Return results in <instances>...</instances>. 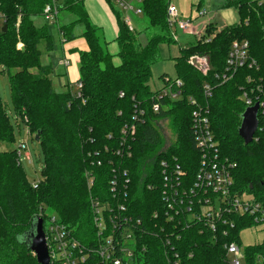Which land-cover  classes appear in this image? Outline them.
<instances>
[{
    "label": "trees",
    "instance_id": "obj_1",
    "mask_svg": "<svg viewBox=\"0 0 264 264\" xmlns=\"http://www.w3.org/2000/svg\"><path fill=\"white\" fill-rule=\"evenodd\" d=\"M106 1L117 24L115 56L109 53L108 42L101 28L92 23L83 0H0V67L8 77L15 116L27 126L34 140L38 136L44 155L42 179L34 188L26 179L17 153L0 151V264H37L27 242L31 220L36 216L43 220L46 215L55 216L83 246H94L91 199L112 208L123 202L110 191V181L123 172L130 181L124 190L129 215L142 220L148 229L149 235L143 237L146 262L171 264L157 229L163 223L160 163H177L190 178L195 176L199 155L191 135L194 107L189 98L208 106L220 154L234 164V190L264 205V137L257 133V140L245 145L238 135L245 109L239 100V86L249 70H241L223 85L215 80V75L224 69L232 42L243 40L248 42L249 55L264 77V0L224 1L223 9L235 8L239 21L215 33L208 24L194 45L180 49L174 69L176 79L183 83L181 98L163 100L160 104L165 108L158 113L151 110L155 94L148 82L160 46L175 43L166 19L169 0H142L141 17L146 25L133 31L126 27L121 11H114ZM47 5L57 10L53 25L60 11L73 18L67 24H57L62 43L81 37L87 46L79 53L76 84L81 88L74 86L75 92L72 85L55 88L50 79L51 65L42 60L53 51L43 17ZM140 35L146 38L144 45ZM193 56L208 58L210 70L205 77L189 63ZM204 83L212 87L208 99L202 93ZM139 111L143 115L133 120ZM167 119L175 140L163 151L164 141L156 124ZM132 125L135 133L128 140V156L120 147L121 131ZM12 141L13 128L0 99V142ZM118 149L122 154H116ZM86 174L93 177L90 189ZM147 185L155 188L148 190ZM154 212L158 214L156 219L152 218ZM235 224L227 238L221 233L214 242L212 233L200 224L180 229V240L174 242L179 264H229L224 242L239 244L240 231L252 227V221L238 219ZM243 250L242 264H258L256 256L264 251V240ZM90 264H97V259L92 257Z\"/></svg>",
    "mask_w": 264,
    "mask_h": 264
},
{
    "label": "built area",
    "instance_id": "obj_2",
    "mask_svg": "<svg viewBox=\"0 0 264 264\" xmlns=\"http://www.w3.org/2000/svg\"><path fill=\"white\" fill-rule=\"evenodd\" d=\"M109 2L121 11L126 27L133 31L129 14H134L136 17L142 15L140 8L142 0H109ZM198 12L200 17L205 15V12ZM56 15L57 10L54 6L47 5L44 8L43 17L46 22L53 23ZM166 19L173 34L177 30L182 33H191V22L182 20L178 10L170 2L166 9ZM204 28L205 26L197 35V40L201 38ZM193 58L198 67L192 65ZM189 63L203 77L210 70L206 56H193L189 58ZM62 64L67 66L66 61ZM243 69L249 70L250 74L242 77L243 83L239 86V100L245 109L258 105V125L253 136V141H256L257 133L264 137V77L260 76L259 66L249 55L247 41L232 42L225 59L224 69L220 74L215 75V80L223 85ZM162 80L165 87L154 95V103L151 107L154 113L165 108L160 104L163 100L176 101L181 98L183 83L179 79L172 81L164 76ZM75 87L79 90L81 84H76ZM202 93L205 99L210 98L212 87L204 83ZM120 97L123 95L120 94ZM188 100L194 107L191 112L190 129L194 148L199 155L195 176L190 178L187 171L177 163L169 164L164 160L160 163L163 223L157 226V229L163 236L161 240L171 264H179L178 250L174 242L180 240V229H188L195 224H200L212 233L211 241L214 242L221 233L224 238H227L229 230L235 228V220L238 219H250L252 221L250 228H264V205L255 198L234 190L232 175L234 164L220 154L218 142L210 126L208 106L198 104L193 98ZM142 115L143 111H139L133 120ZM121 133L123 136L120 147L129 156L126 147L129 138L134 136L135 128L133 125L125 126ZM122 150L118 149L116 154H122ZM20 154V151L17 152L18 158ZM24 156L30 158L28 153ZM118 177L114 176L110 181V191L122 198L123 202L115 204V208H112L107 204L104 207L98 200L91 199L93 224L96 229L94 246H83L74 238L72 230L59 223L55 216L46 215L43 220V232L50 264H90L92 257L97 259V264H148L144 257L147 247L143 241V237L149 235L148 229L142 220L134 219L129 215L127 201H125L127 194L124 192L130 182L127 173L123 172ZM86 180L87 187L90 189L93 184L92 175L86 174ZM36 184L37 182L33 183L34 188ZM154 188V185H147L148 190ZM107 208H110L108 212H106ZM157 217L158 214L154 212L152 218ZM167 230H169L168 233ZM223 248L229 264L243 263L245 254L240 243L224 242ZM256 262L264 264V251L256 256Z\"/></svg>",
    "mask_w": 264,
    "mask_h": 264
},
{
    "label": "rangeland",
    "instance_id": "obj_3",
    "mask_svg": "<svg viewBox=\"0 0 264 264\" xmlns=\"http://www.w3.org/2000/svg\"><path fill=\"white\" fill-rule=\"evenodd\" d=\"M84 2L86 0H83ZM92 1V0H91ZM225 0H169V2L178 10L182 20L191 19V22H195L198 19H203V21L208 25L212 24L213 32L220 31L226 26H231L239 21L238 12L235 8L223 9V3ZM100 4V10H102V17L99 13L97 14L98 19L101 18L102 21H108L109 26L105 23V27L101 28L102 34L106 41H113V38L117 34V24L115 20V14L112 12L109 3L106 0H97ZM197 7H200L199 11L205 12L203 18L199 16ZM114 11L120 12L118 8L114 6ZM123 15V14H122ZM131 17V24L133 28L145 27L146 22L141 16H135L134 14H129ZM72 17L66 11H60L57 16V24L63 25L72 21ZM211 22V23H210ZM48 23V31L53 41V51L42 57L45 63H50L53 69V74L61 72L62 69L58 68V57L61 51V42L58 35L56 25L54 23ZM79 31V30H78ZM173 34V33H172ZM172 39L175 41L174 44L161 45L159 48V57L157 62L151 68L150 80L148 86L150 91L159 93L164 87L165 83L161 79L162 76H167L172 81L176 79L175 69H174V59L179 56V51L182 48H187L194 45L197 42V37L195 38L192 34L182 33L181 31H176L175 35H172ZM140 43L144 45L146 43V38L140 35ZM114 44H109L107 49L109 52L112 50ZM58 77L56 76V79ZM53 86L58 89L57 83L53 77L50 75ZM58 80V79H57ZM72 91L75 92L74 86ZM0 99L3 103L4 109L9 117L10 123L13 128V141L11 143L0 142V151H15L21 152L20 154V166L25 173L26 179L29 183L38 182L42 179V169L44 166V155L43 151L39 145L34 140L27 126L15 116L14 107L11 99L10 88L8 83V77L5 70L0 67ZM161 136L164 141L163 151H166L167 147L174 142V134L170 128V121L162 120L157 124ZM25 153L29 154L30 158L24 156ZM251 197V196H250ZM50 212H47L49 214ZM47 227V224L45 225ZM264 240V228H244L239 233V243L242 249L258 245Z\"/></svg>",
    "mask_w": 264,
    "mask_h": 264
},
{
    "label": "crops",
    "instance_id": "obj_4",
    "mask_svg": "<svg viewBox=\"0 0 264 264\" xmlns=\"http://www.w3.org/2000/svg\"><path fill=\"white\" fill-rule=\"evenodd\" d=\"M85 9L92 21L93 24H95L96 26L100 27V28H104L105 27V23L109 26L108 21L106 22L105 20L102 21L101 18L98 19L97 14L99 13L102 17V10L101 11H97L100 10V4L97 3V0H86L85 2L83 1ZM111 4V3H110ZM113 5V4H111ZM99 6V7H98ZM196 9H198V11L200 10V7H197ZM181 18V17H180ZM203 18V16L201 17ZM189 20L191 22V19L189 17ZM211 23V22H210ZM207 24L203 21V19H198L195 22H191V29H190V34H192L195 38L197 37V35H199L202 30L203 27L206 26ZM56 28H57V24H56ZM80 31H77V33H79ZM175 38H176V32L174 33ZM116 37V36H115ZM113 41H111V44H114L112 47V50L109 52L111 55L115 56L117 53V48H116V44L114 43V39ZM106 40V39H105ZM61 42V51H60V56L58 57V68L62 69L61 72H58L56 74V76L58 77L56 79L55 74H53V69H52V75L57 83V86L59 88H62L65 85H72L75 86L76 82L79 79V71H78V62H79V53L82 51H86L87 46L85 41L81 38V37H77L75 40L69 42V43H62ZM108 45L110 44L109 41ZM109 51V50H108ZM66 61L67 62V66L63 65L62 62ZM114 63L118 64V60L116 58H114ZM50 64V63H49ZM51 65V64H50ZM52 68V66H51ZM75 88V87H74Z\"/></svg>",
    "mask_w": 264,
    "mask_h": 264
},
{
    "label": "water",
    "instance_id": "obj_5",
    "mask_svg": "<svg viewBox=\"0 0 264 264\" xmlns=\"http://www.w3.org/2000/svg\"><path fill=\"white\" fill-rule=\"evenodd\" d=\"M192 65L198 67L195 58L192 59ZM258 105L247 108L241 115V124L238 128V135L247 145L253 141V136L256 133ZM35 141L38 142V136ZM27 242L31 253L34 255L37 264H50L48 250L43 232V219L39 216L31 220L30 231L27 236Z\"/></svg>",
    "mask_w": 264,
    "mask_h": 264
}]
</instances>
